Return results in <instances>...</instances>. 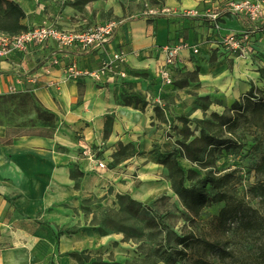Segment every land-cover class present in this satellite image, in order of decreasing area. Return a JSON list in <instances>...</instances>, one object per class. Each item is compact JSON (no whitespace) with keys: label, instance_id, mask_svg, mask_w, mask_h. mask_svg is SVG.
I'll return each mask as SVG.
<instances>
[{"label":"rangeland","instance_id":"374dc122","mask_svg":"<svg viewBox=\"0 0 264 264\" xmlns=\"http://www.w3.org/2000/svg\"><path fill=\"white\" fill-rule=\"evenodd\" d=\"M11 1L25 12L29 22L27 29L42 22L67 29L90 28L110 20L118 23L149 18L153 16L150 15L151 11L165 15L168 7L165 0ZM227 1L201 0L196 10H187L184 15L193 11L195 14L191 17L209 19L207 14L220 13L227 8ZM260 1L264 7V0ZM198 11L202 14L199 15ZM248 22L256 31L264 33V11L260 21ZM248 32V46L251 48L248 54L238 57V53L231 51V59L224 57V53L223 57L229 69L236 67L237 59H243L246 62L244 76L248 79L255 76L261 82V85L256 86L259 88L255 90L256 101L264 92V34L259 36L255 45L256 36L252 39L253 32ZM182 44L186 43L182 41ZM222 48L227 51L225 46ZM196 56H190L188 60L194 65H186L181 71H176L178 74L174 75L170 83L162 80L158 73L150 78L144 75L148 79L140 89L135 81L128 78L132 72L125 65L117 70L124 71L125 76L114 75L111 80L107 76L105 80L95 81L104 83L110 80L107 83L115 85L114 100L117 105L130 109L135 107L144 116L150 114L151 120L145 130L138 131L136 126L128 127L121 139L108 142L111 139L109 133L113 114L107 115V136L103 135V141L97 144L84 145L80 158L91 166L95 184L99 187L73 210L68 212L67 204L56 210L59 226L54 223L51 228L49 223H45L53 237L54 253L59 241L65 236L73 237L78 244V247L60 253L58 258L49 257L48 263L68 264L73 260L75 263L71 264H78L70 256L72 252H77L81 257L89 258L84 264H92L96 260L119 264H261L260 260L264 258V201L258 196L262 192L259 184L264 183V177L258 172L257 166L264 154V131L255 127L247 128L240 123L234 133L241 142L237 149H216L208 156V148L196 162L179 155V143L188 144L194 137L199 138L201 132L217 134L224 131L225 127H220L219 120L213 118L212 114L231 116V105L242 101L245 96L234 100L231 105L223 106L218 105L222 103L217 99L220 95H215L211 101L209 95L201 94L198 79L200 67L195 65ZM216 56L211 55L208 63H220ZM195 70L194 77L185 78L184 88L175 85V82ZM257 71L258 76L255 74ZM157 81H160L158 93H148L147 86L156 85ZM81 96L82 90H79L77 103L81 101ZM15 102L6 104L7 115L0 114L2 124H38L39 119L31 105L27 111L20 112L18 109L19 113L17 110L14 115L13 111L17 108ZM55 115L60 122L59 115ZM185 128L192 134L188 140L184 138ZM173 152H176L178 163L185 172L186 187L202 179L208 171L219 174L233 171L231 193L247 208L257 210L260 219L256 221L250 212L243 211L238 217L220 220L218 215L223 203H209L197 216L190 213L172 192L167 170L160 164ZM71 177L76 178L75 170H72ZM143 188L148 191L143 193ZM209 193L212 196L214 192ZM121 197L125 199L121 201ZM127 200L139 204V207L131 205L137 208L136 214L127 209ZM181 238L188 240L185 244H179Z\"/></svg>","mask_w":264,"mask_h":264},{"label":"crops","instance_id":"0c3cea01","mask_svg":"<svg viewBox=\"0 0 264 264\" xmlns=\"http://www.w3.org/2000/svg\"><path fill=\"white\" fill-rule=\"evenodd\" d=\"M200 1L165 0L167 12L160 18L118 22L105 51L59 50L48 43L25 54L11 53L0 60V95L10 94L8 89L14 87L15 94L33 95L43 107L60 117L59 126L50 138L27 134L14 137L9 145L0 143V264H50L49 257L58 258L60 253L78 247L73 237L65 236L54 253L53 237L45 223L51 228L54 223L59 226L56 210L67 204L69 212L98 189L91 166L80 158L84 145L103 141L107 115L113 114L108 142L121 139L128 127L145 130L151 120L150 114L144 116L135 107L130 109L115 103V85L107 83L111 78L104 83L89 78L64 81L62 67L75 62L81 69L94 70L108 54L124 50V65L132 72L128 78L140 88L148 79L144 75L149 78L157 75L158 68L164 63L163 47L184 41L189 48L180 52L176 71L186 65L192 67L194 62L188 60L197 55L195 65L200 67V92L209 95V100L220 95L217 99L222 103L218 105L228 106L243 97L252 86L259 89L258 78L250 76L248 79L236 67L228 68L224 57L231 59L233 54L218 45L216 39L219 33L248 30L254 34L252 39L256 36L255 44L263 31H256L244 16L224 15L219 19V30H216L205 17L184 15L187 10H196ZM23 13L21 23L28 27ZM198 14L202 13L198 11ZM147 19L152 23L147 24ZM42 24L50 25L48 22L34 25ZM53 25L64 30L85 29ZM192 48L197 49L196 54L192 53ZM213 54L220 63H208ZM52 56L60 60L59 67L49 75L40 74L35 83L30 82V77ZM255 74L258 76V71ZM54 81L59 83L52 85ZM159 86L160 81L156 85L149 84L148 93L155 95ZM79 90H82V96L77 103ZM7 132L8 125L0 124V141L6 139ZM72 170L76 171V178L71 177Z\"/></svg>","mask_w":264,"mask_h":264},{"label":"trees","instance_id":"16d2710c","mask_svg":"<svg viewBox=\"0 0 264 264\" xmlns=\"http://www.w3.org/2000/svg\"><path fill=\"white\" fill-rule=\"evenodd\" d=\"M156 17L160 18L162 15ZM22 18L23 12L17 4L11 0H0V34L12 36L25 31L27 27L21 23ZM151 23L152 20L147 19V24ZM195 75L196 70L187 74L186 77H182L179 82H175V85L179 88H184L186 86L185 78L194 77ZM255 90L257 89L252 86L245 94L242 101H236L231 105V116H218L212 114L213 118L219 120L218 125L220 127H225L224 131L217 134H205L201 132L199 138L194 137L188 144L179 143L181 145V152L179 155L189 159L191 162H196L199 160L203 151L208 148V156L213 154L216 149H224L227 151L237 149L241 145V142L234 136V133L240 123L245 124L247 128L255 127L256 129L264 131V92L255 101ZM13 102L16 103L17 107L13 111L14 115L18 109L20 112H25L31 105L39 122L36 125H27L28 123H17L12 126L8 125L7 137L3 141H0L2 145H9L12 143L14 137L27 134H38L48 138L53 136L55 132L54 130L59 123L58 117L50 110L43 107L33 95L29 93L8 96L1 95L0 114L3 116L7 115L6 104ZM19 110L17 111L18 113ZM11 120H13V117ZM0 124L2 123L0 122ZM33 128L35 130H32ZM185 131L186 134L184 138L185 140H188L192 134L188 128H185ZM104 136H107L106 127ZM160 164H162L167 170V177L170 181L172 192L180 199L183 206L195 216H197L209 203H223V207L218 215L220 220H227L230 217H238L243 211L250 212L256 221L260 219L257 210L247 208L243 205L241 200L235 198L231 193L230 183L234 178L233 171L224 174L208 171L204 174L202 179H197L195 184L186 187L184 183L186 175L183 168L178 163L176 152L168 154L160 161ZM257 169L264 177V154L260 158ZM259 187H261L262 192L258 197L264 201V183L259 184ZM252 189L256 190L255 187ZM209 191L214 192L212 196ZM119 199L123 201L125 198L121 197ZM127 201V209L136 214L138 211L137 208H133L131 205L134 204L139 207V204L132 200ZM187 240L188 238H181L178 240V243L185 244ZM70 256L78 264H84L89 261L88 257L83 258L77 252H72ZM260 261L261 264H264V258ZM92 264L119 263L96 260L93 261Z\"/></svg>","mask_w":264,"mask_h":264},{"label":"built area","instance_id":"2783aa9c","mask_svg":"<svg viewBox=\"0 0 264 264\" xmlns=\"http://www.w3.org/2000/svg\"><path fill=\"white\" fill-rule=\"evenodd\" d=\"M226 6L227 8L220 13L207 14L216 30H219V19L224 15H242L252 22L260 21L263 16L264 7L260 0H228ZM156 14L154 11L150 12V15H153L152 17L159 15ZM194 14L193 11H189L186 16ZM117 25V22L110 20L83 30H64L53 24H42L12 36L0 34V60L5 59L11 53L25 54L35 48H42L48 43L54 44L59 50L79 48L83 51L95 49L105 51V47L113 37ZM216 40L218 45L225 46L227 51L230 50L229 52L232 51L234 54L238 53V57L247 55L251 49L248 46L250 40L248 31L219 33ZM185 49H188V46L182 44V41L163 47L164 63L157 71L162 80L170 83L174 75H177L175 71L178 68L180 52ZM192 53L196 54L197 49L194 48ZM125 55L124 50L108 54L107 58L101 62L100 67L94 70L81 69L75 62H70L61 68L64 75L63 80L75 82L89 78L93 81H99L104 80L107 76L109 78L114 77V75L125 76L124 71H117L118 68L124 67ZM59 65L60 60L58 57L52 56L30 77V82L35 83L40 74L49 75ZM54 83L52 85L58 84L59 81H54ZM8 92L15 94L17 90L10 87Z\"/></svg>","mask_w":264,"mask_h":264},{"label":"bare ground","instance_id":"6f19581e","mask_svg":"<svg viewBox=\"0 0 264 264\" xmlns=\"http://www.w3.org/2000/svg\"><path fill=\"white\" fill-rule=\"evenodd\" d=\"M246 62L243 60V59H237L236 60V67L239 69V70H241V71H245L246 70V64H245ZM143 193H146L147 191H148V189H146V188H143Z\"/></svg>","mask_w":264,"mask_h":264}]
</instances>
